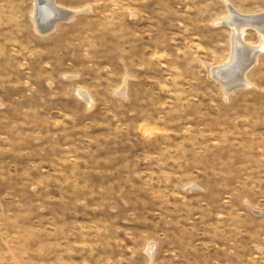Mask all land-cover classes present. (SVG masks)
<instances>
[{
    "label": "rangeland",
    "instance_id": "obj_1",
    "mask_svg": "<svg viewBox=\"0 0 264 264\" xmlns=\"http://www.w3.org/2000/svg\"><path fill=\"white\" fill-rule=\"evenodd\" d=\"M225 1L264 12L54 0L87 9L40 32L0 0V264H264V51L247 86L212 76Z\"/></svg>",
    "mask_w": 264,
    "mask_h": 264
},
{
    "label": "bare ground",
    "instance_id": "obj_2",
    "mask_svg": "<svg viewBox=\"0 0 264 264\" xmlns=\"http://www.w3.org/2000/svg\"><path fill=\"white\" fill-rule=\"evenodd\" d=\"M34 1V23L35 29L41 32L51 30L57 22L66 21L72 15L83 10L73 11L56 6L54 0H33ZM228 15L223 20L230 29L231 53L228 61L221 64L214 71L212 76L221 83L225 91H232L238 87L247 86L245 80L246 71L256 62L257 55L264 51V12L244 15L237 13L232 6H228L225 1ZM90 10V9H88ZM245 28H252L259 37V45L248 46L243 42V32ZM228 93V92H227ZM78 95L89 101L87 95L78 91ZM153 246L148 252L151 254Z\"/></svg>",
    "mask_w": 264,
    "mask_h": 264
},
{
    "label": "water",
    "instance_id": "obj_3",
    "mask_svg": "<svg viewBox=\"0 0 264 264\" xmlns=\"http://www.w3.org/2000/svg\"><path fill=\"white\" fill-rule=\"evenodd\" d=\"M220 23L225 24V21H222V20H221Z\"/></svg>",
    "mask_w": 264,
    "mask_h": 264
}]
</instances>
